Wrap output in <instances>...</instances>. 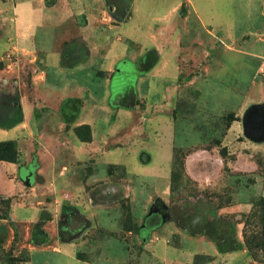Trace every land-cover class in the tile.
<instances>
[{
    "label": "rangeland",
    "instance_id": "obj_1",
    "mask_svg": "<svg viewBox=\"0 0 264 264\" xmlns=\"http://www.w3.org/2000/svg\"><path fill=\"white\" fill-rule=\"evenodd\" d=\"M109 1L94 31L84 34L98 53L92 63L45 68L46 86L34 85L36 101L31 78L38 53L55 48L61 66L89 61L78 29L83 19L65 24L43 17L46 29L37 30L29 52L13 48L14 23L0 16V68L10 73L0 81V126L18 115L28 120L14 142L17 179L22 194L37 197L40 210H47L37 224L18 225L19 232L25 237L27 229L28 240L39 245L48 234L71 240L81 249L77 259L97 264H264L261 247L244 239L258 236L264 219V142L249 141L242 127L246 110L264 105V0H181L176 38L171 33L163 45L170 64L153 95L139 93L138 82L157 65L158 50L143 35L136 44L115 35L134 0ZM138 1L140 13H162L172 2ZM114 39L129 53L108 71ZM12 93L22 98H3ZM27 105L33 107L29 118ZM69 106H83V118ZM118 106L134 110L135 130L108 133L125 123L116 120ZM9 201L0 198L2 217ZM8 232L0 225V242ZM17 258H27V251Z\"/></svg>",
    "mask_w": 264,
    "mask_h": 264
},
{
    "label": "crops",
    "instance_id": "obj_2",
    "mask_svg": "<svg viewBox=\"0 0 264 264\" xmlns=\"http://www.w3.org/2000/svg\"><path fill=\"white\" fill-rule=\"evenodd\" d=\"M109 0H0V16L1 14H6L7 16H11L10 21L14 23L15 32H16V44L13 47L16 51L20 49H26L27 51L34 52V38L38 29H46L45 26L41 25V19L43 17H47L54 19L57 17L59 21L63 23H71L75 21L77 18H82L80 23H84L83 26H79L80 33L83 35V39L88 43L90 49V58L88 62H81L71 67L69 66H61V57L62 54L57 53L54 49H49L44 51L43 53H38L37 60L38 62L34 66V73L31 78L32 85V95L35 98V88L34 85H43L46 86V82L48 80L47 74L45 72V68L50 70H74V69H82L89 64L92 63L94 54H98L97 51L91 46L89 39L87 36L91 34L96 24L100 21V18L104 16L103 8L109 3ZM181 0H172L169 7L165 9L162 13H140V5L138 0H134L129 8V14L127 15L128 19L122 23L121 26L114 27L115 35L120 34L126 41H132L133 43L141 38L143 35L149 40L152 41L158 50L159 61L157 65L153 68V70L148 74H143V77L139 79L138 82V91L141 94L150 91V94H154V90L161 87L164 81L162 76L163 71H167L168 64L163 57L165 55L166 49L164 50L163 45L167 46L169 43V39L171 38V33L174 34L175 23L177 18H175V14H177L178 7L180 6ZM114 5V4H113ZM118 5V3H115ZM168 6V5H167ZM10 14V15H9ZM35 18H37L38 23L34 22ZM143 18L144 24L142 23V27H140L139 22ZM25 21V22H24ZM28 21V22H26ZM58 21V20H57ZM27 23V24H26ZM154 24L159 25V29L155 30ZM174 25V29H173ZM20 32V34H19ZM158 32V33H157ZM44 33H48L45 30H42V36L46 37ZM87 33V36L84 34ZM155 34H159V38L155 36ZM173 35V39L176 38ZM91 39V37H90ZM161 42L160 47L156 46L157 42ZM151 42V43H152ZM136 44V43H135ZM109 51L106 56V64L108 71L111 69L118 61L124 59L129 53L128 46L119 41V39H114L109 44ZM36 49V48H35ZM32 52V53H33ZM3 51H0V61L3 60ZM93 70L94 69V65ZM89 68H92L91 66ZM172 69V67H170ZM94 73L96 74V72ZM9 72L7 69L3 67L0 68V81L3 78L9 76ZM97 76V74H96ZM1 85V84H0ZM143 88V90H141ZM142 91V92H141ZM3 98H22L16 93L5 94ZM138 100L146 99V98H137ZM166 98H157L155 102H160ZM71 100L65 99L62 103L60 109H65L66 102ZM152 99L147 98L148 107L152 108ZM36 101V98H35ZM76 98H72V102H76ZM102 109H107L111 111V109L106 105ZM27 116L29 118V113L33 109V107L28 106L25 107ZM57 108V110H60ZM78 110L79 118H83L82 112L84 110L83 106H69L68 111ZM148 109V108H147ZM148 113V112H147ZM24 115V112H23ZM116 120L119 122L125 121L124 125L119 123L116 125L117 128H114L111 132L112 134H118L119 130L124 131H133L136 129V120L134 117V110L130 109V107H121L118 106L116 108ZM15 123L9 128H1L0 127V143L6 141H14L19 142L20 135H22L25 127L27 125L28 120L25 119V116L22 117L20 115V119L17 122V117L13 119ZM82 124L91 125L86 121L81 122ZM115 123H113V126ZM168 125L163 124L164 132L167 131ZM138 130L140 128L138 127ZM123 131V132H124ZM19 133V135H18ZM108 145V144H104ZM163 146L162 144H160ZM159 166L167 167L168 161L163 164H159ZM18 165L10 162L0 161V198L10 199V209L7 219H0V225L8 229V236L5 237L3 242H0V256L6 255L8 253L12 254V257L16 258L18 253L22 250L27 251V260L20 264H97L90 262H83L77 259L76 254L79 250V245H76L71 240H65L60 237L53 238L48 234L47 241L43 244H35L33 241H29V234L26 229L25 237H22V233L18 230V225L22 227L23 225L37 224L39 222L40 216L43 211H47L39 208L40 202L36 199L37 197L33 196H24L26 194H22L20 182L17 179L18 173ZM260 195L264 196V183L262 185V189L260 190ZM255 193L258 191L255 189ZM23 198L17 199V197ZM15 198L17 200H15ZM45 213V212H44ZM43 229H47V224L45 222H41ZM46 232V231H45ZM21 237L25 240L24 243H21ZM96 247V246H95ZM81 250V249H80ZM79 250V251H80ZM94 256H96L94 254ZM0 259V264H7L5 261Z\"/></svg>",
    "mask_w": 264,
    "mask_h": 264
},
{
    "label": "trees",
    "instance_id": "obj_3",
    "mask_svg": "<svg viewBox=\"0 0 264 264\" xmlns=\"http://www.w3.org/2000/svg\"><path fill=\"white\" fill-rule=\"evenodd\" d=\"M20 119V115L17 116V122L19 121ZM13 123H15V121L13 120ZM12 123V125H13ZM12 125L10 126H6V127H2L0 126L1 128H9L11 127ZM16 160V152H15V143L14 141H6V142H1L0 143V161H3V162H10V163H14ZM263 201V200H262ZM10 203V201H9ZM258 207V205H254V209H256ZM255 214H254V211L253 213H250V215L246 216L245 217V224H246V220L248 219H251L252 217H254ZM0 219H7L5 217H2L0 215ZM247 220V222H248ZM261 226V232L260 234H258V236H253L251 237H247V234H244V239H245V244L247 246H251L252 248L254 247H261V250L264 252V219L261 218L260 219V224H258ZM7 258V260H4L5 263L7 264H20L22 262H25L27 260V258L25 259H20V258H14L12 257V254L11 253H8L5 255Z\"/></svg>",
    "mask_w": 264,
    "mask_h": 264
},
{
    "label": "water",
    "instance_id": "obj_4",
    "mask_svg": "<svg viewBox=\"0 0 264 264\" xmlns=\"http://www.w3.org/2000/svg\"><path fill=\"white\" fill-rule=\"evenodd\" d=\"M242 127L245 137L256 144L264 142V105L250 106L242 120ZM24 184L29 186L27 177Z\"/></svg>",
    "mask_w": 264,
    "mask_h": 264
}]
</instances>
